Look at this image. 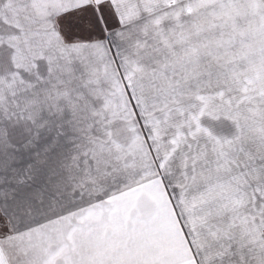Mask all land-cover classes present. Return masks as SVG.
Wrapping results in <instances>:
<instances>
[{
	"label": "snow or ice",
	"instance_id": "snow-or-ice-1",
	"mask_svg": "<svg viewBox=\"0 0 264 264\" xmlns=\"http://www.w3.org/2000/svg\"><path fill=\"white\" fill-rule=\"evenodd\" d=\"M0 264H264V0H0Z\"/></svg>",
	"mask_w": 264,
	"mask_h": 264
}]
</instances>
